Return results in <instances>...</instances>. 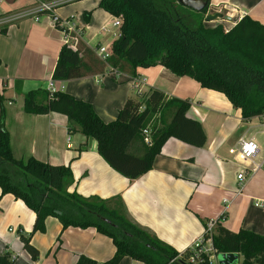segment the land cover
<instances>
[{"label":"crops","instance_id":"obj_1","mask_svg":"<svg viewBox=\"0 0 264 264\" xmlns=\"http://www.w3.org/2000/svg\"><path fill=\"white\" fill-rule=\"evenodd\" d=\"M100 1L0 0V115L2 106L14 157L70 167L74 177L70 193L121 198L129 220L178 253L203 234L209 220L222 215L225 221L221 225L227 230L236 233L243 229L264 236V210L254 205L256 200L264 202V117L243 120L241 111L223 94L203 89L191 78L176 77L162 66L140 68L136 77L108 68L103 73L54 82L58 91L90 104L104 123L115 121L129 98L150 88L162 91L168 100L190 102L188 117L202 124L206 144L195 148L168 140L152 171L134 181L106 164L94 140L78 129L69 133L65 116L24 111L25 94L47 90L64 47L63 21H73L84 29L83 43L95 55L99 47L111 51L120 30L112 26L114 16L99 8ZM42 3L52 10L41 12ZM214 12L230 17L214 23L226 31L245 16L264 26V0H210L207 14ZM85 13H90L88 22ZM171 117L172 111H167L163 120L169 123ZM241 138L259 146L252 162L240 164L229 153ZM261 164L252 178L238 181L241 170ZM35 222L36 215L22 201L1 196L0 190V256L11 254L15 264H40L39 259L32 261L20 236L31 235V244L43 256L46 248L54 246L46 236L55 231L62 236V264H76L81 255L99 264L112 258L103 253V245L112 241L92 228L63 231L57 219L48 218L45 235L34 233Z\"/></svg>","mask_w":264,"mask_h":264},{"label":"trees","instance_id":"obj_2","mask_svg":"<svg viewBox=\"0 0 264 264\" xmlns=\"http://www.w3.org/2000/svg\"><path fill=\"white\" fill-rule=\"evenodd\" d=\"M203 1L207 7L197 13L177 0H101L99 8L122 21L112 55L102 61L83 41L77 52L64 46L52 80L65 82L108 68L112 73L136 77L140 68L162 66L176 77L191 78L203 89L223 94L241 111L243 120L264 116V26L249 16L229 31L221 24L208 26L205 18L210 0ZM89 16L85 13V22ZM190 108L189 101L168 100L162 91L150 88L129 98L115 121L104 123L90 104L65 92L50 95L47 90H35L24 96L27 114L65 116L69 133L78 129L94 140L106 164L130 181L152 171L170 139L195 148L206 144L202 124L188 117ZM167 111H172L169 123L163 120ZM147 128L151 131L149 144L143 136ZM73 183L68 166L14 157L1 106V196L12 195L36 215L34 233L45 232L48 218L57 219L63 231L92 228L115 247L112 258L101 264H121L125 258L144 264H169L178 255L129 220L121 198H86L69 192ZM20 239L32 261H37L39 251L31 244V235H21ZM213 242L218 253L240 256L238 264H264V236L243 229L235 233L219 225ZM0 264H15L14 258L9 253L1 255ZM76 264L99 263L81 255Z\"/></svg>","mask_w":264,"mask_h":264},{"label":"built area","instance_id":"obj_3","mask_svg":"<svg viewBox=\"0 0 264 264\" xmlns=\"http://www.w3.org/2000/svg\"><path fill=\"white\" fill-rule=\"evenodd\" d=\"M52 7L46 3H42L40 6V11H51ZM37 19V18H36ZM59 22V21H57ZM60 24V22H59ZM122 25V21L120 18L114 17L112 22V26L114 28H120ZM62 32L64 34V46L70 49L73 52L78 51V47L80 42L83 41L84 29L74 23L73 21H63L62 22ZM97 56L102 60L106 61L111 55L112 51H110L106 47H99L96 50ZM55 81L51 80L47 84V91L50 95L58 92L55 88ZM264 117V116H263ZM264 120V119H263ZM150 128H147L143 132L144 142L146 144L150 143ZM259 152L258 144L251 139L241 138L238 140L237 146L229 151L230 155L234 156L240 164L252 162V160L256 157ZM263 166L256 165L254 169L249 170L244 168L240 171L237 176L238 181L241 183L245 182L248 177L252 178V176ZM242 185V184H241ZM243 190V187L238 191L237 195H240ZM225 202V201H224ZM254 205L258 208L264 210V202L256 200ZM225 221L224 215H222L218 219L209 220L205 226L203 234L195 239L189 247L183 251L178 253V255L169 262V264L181 263V264H199L204 261L209 262V264H214L213 261L216 260L217 256L220 255L218 251L214 247L213 238L216 233V228L221 225L222 222ZM14 259L15 257L12 256Z\"/></svg>","mask_w":264,"mask_h":264},{"label":"rangeland","instance_id":"obj_4","mask_svg":"<svg viewBox=\"0 0 264 264\" xmlns=\"http://www.w3.org/2000/svg\"><path fill=\"white\" fill-rule=\"evenodd\" d=\"M212 23L211 24L209 23V25L207 23V25L212 27L215 25L214 23H216V22H212ZM46 230L47 229H46V224H45V232L44 233L36 232V234L37 233L38 234H45V233L47 234ZM171 235H173V234L171 233ZM46 237H49V240L54 243V246L46 248L47 250L45 251L43 256L39 254L38 259H39L40 264H62V236H61V232L56 233L55 231H50ZM113 249H114V247H113V244H111V243L109 244V246L103 245L104 255L107 256V254H109V256L111 258L113 256V253H112ZM220 255H218L216 260L213 261L214 264H220V261H219ZM241 260H242V258H239V261H241ZM121 264H144V263L132 260L130 258H126L121 262Z\"/></svg>","mask_w":264,"mask_h":264},{"label":"water","instance_id":"obj_5","mask_svg":"<svg viewBox=\"0 0 264 264\" xmlns=\"http://www.w3.org/2000/svg\"><path fill=\"white\" fill-rule=\"evenodd\" d=\"M178 4L197 13L203 12L207 7V2L203 0H177ZM219 20L229 21L230 17L220 12L208 13L205 18L206 23L217 22ZM220 264H237L238 256L233 254H221Z\"/></svg>","mask_w":264,"mask_h":264}]
</instances>
